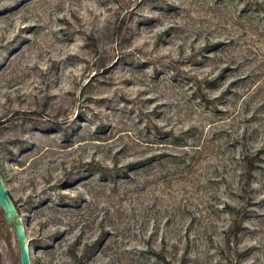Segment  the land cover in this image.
Here are the masks:
<instances>
[{
	"label": "rangeland",
	"instance_id": "374dc122",
	"mask_svg": "<svg viewBox=\"0 0 264 264\" xmlns=\"http://www.w3.org/2000/svg\"><path fill=\"white\" fill-rule=\"evenodd\" d=\"M0 163L32 264H264V0H0Z\"/></svg>",
	"mask_w": 264,
	"mask_h": 264
},
{
	"label": "water",
	"instance_id": "95a60500",
	"mask_svg": "<svg viewBox=\"0 0 264 264\" xmlns=\"http://www.w3.org/2000/svg\"><path fill=\"white\" fill-rule=\"evenodd\" d=\"M0 207L5 212L8 225L13 226L20 250V264H32L31 247L25 232V226L3 177L0 163Z\"/></svg>",
	"mask_w": 264,
	"mask_h": 264
},
{
	"label": "trees",
	"instance_id": "16d2710c",
	"mask_svg": "<svg viewBox=\"0 0 264 264\" xmlns=\"http://www.w3.org/2000/svg\"><path fill=\"white\" fill-rule=\"evenodd\" d=\"M4 228H7V229H13L14 230V227L13 226H10L8 225L6 219H5V212L3 211V209L0 207V229H4ZM15 232V230H14ZM15 237H16V234H15ZM16 240H17V237H16ZM17 244H18V241H17ZM19 248V246H18ZM16 263L17 264H20V250H19V256L16 257Z\"/></svg>",
	"mask_w": 264,
	"mask_h": 264
}]
</instances>
